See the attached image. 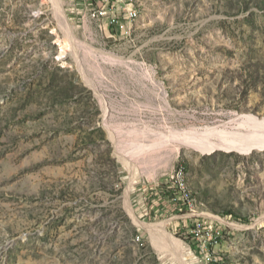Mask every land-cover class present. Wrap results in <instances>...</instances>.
Wrapping results in <instances>:
<instances>
[{
	"label": "rangeland",
	"instance_id": "374dc122",
	"mask_svg": "<svg viewBox=\"0 0 264 264\" xmlns=\"http://www.w3.org/2000/svg\"><path fill=\"white\" fill-rule=\"evenodd\" d=\"M133 2L120 32L102 0H0V264H264V146L231 147L264 120V0Z\"/></svg>",
	"mask_w": 264,
	"mask_h": 264
},
{
	"label": "built area",
	"instance_id": "2783aa9c",
	"mask_svg": "<svg viewBox=\"0 0 264 264\" xmlns=\"http://www.w3.org/2000/svg\"><path fill=\"white\" fill-rule=\"evenodd\" d=\"M105 7H110L108 17V27L114 31L123 32L126 30V24L134 20V12H138L133 0H102ZM104 11H97L92 16L99 18L104 16ZM163 202L169 203L173 207V211L183 214L189 219L188 225H185L190 237L194 239V243L198 248L203 250L209 241H213L215 235L220 234V231L213 226L212 221L207 218L199 217L195 211L189 209L187 205L182 203L181 184H174L173 171L164 186L162 192Z\"/></svg>",
	"mask_w": 264,
	"mask_h": 264
},
{
	"label": "bare ground",
	"instance_id": "6f19581e",
	"mask_svg": "<svg viewBox=\"0 0 264 264\" xmlns=\"http://www.w3.org/2000/svg\"><path fill=\"white\" fill-rule=\"evenodd\" d=\"M136 15L137 13L134 12V17H136ZM246 117L252 121V124H250L248 127H245L246 133L242 135L239 141H237L241 144H238V146L231 145V147L235 150L242 152H247L251 149L261 148L264 146V120H257L250 116ZM196 145H199V142ZM177 178L178 179H175L174 184H181L182 203L187 205L188 208H190L193 206L191 195L186 192L183 183L179 180V176ZM128 210L131 213L130 209ZM132 217L133 219H135L133 214ZM135 220L137 223H141L137 219ZM140 225H142V227L144 226L148 230L152 240L154 241V244L158 248L167 249L170 247L174 251L177 250L171 245L170 239H172V237L164 232L165 226L163 223L152 224L151 226L145 223H141Z\"/></svg>",
	"mask_w": 264,
	"mask_h": 264
}]
</instances>
